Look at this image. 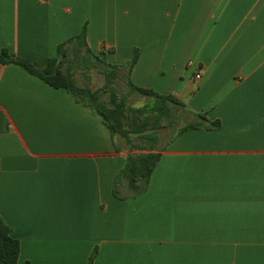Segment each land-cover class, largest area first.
<instances>
[{
    "label": "crops",
    "instance_id": "crops-1",
    "mask_svg": "<svg viewBox=\"0 0 264 264\" xmlns=\"http://www.w3.org/2000/svg\"><path fill=\"white\" fill-rule=\"evenodd\" d=\"M83 27L105 64L137 50L131 83L181 101L184 125L219 126L158 142L133 195L114 179L146 151L0 63V218L16 264H264V0H0V53L39 69Z\"/></svg>",
    "mask_w": 264,
    "mask_h": 264
},
{
    "label": "trees",
    "instance_id": "trees-1",
    "mask_svg": "<svg viewBox=\"0 0 264 264\" xmlns=\"http://www.w3.org/2000/svg\"><path fill=\"white\" fill-rule=\"evenodd\" d=\"M137 57L138 52L135 50L124 65L105 64L88 48L84 27L77 36L59 44L55 55L47 60L42 69L36 68L27 60L9 55L6 50L0 53L1 64L13 63L21 67L49 87L65 90L76 102L98 114L110 134L122 138L129 145V151H146L129 153L123 168L114 179V187L120 181H125L133 195L142 192L147 186L152 169L160 156L159 152H154L155 145L159 142V131L173 123V107L184 108V104L173 96L157 94L131 83L129 74ZM97 67L104 78L101 88L91 90L76 83L74 74L77 68L89 70ZM121 74L126 76L128 92L117 96L115 84ZM130 93L147 97L148 101L140 107H128L126 99ZM104 94H107L106 99L102 97ZM197 117L200 122L182 126L167 143L190 129H211L219 126L217 121L210 122L204 115L198 114ZM18 254L19 243L11 237L9 227L0 218V264H16ZM93 258L94 254L89 257L87 264H92Z\"/></svg>",
    "mask_w": 264,
    "mask_h": 264
},
{
    "label": "rangeland",
    "instance_id": "rangeland-1",
    "mask_svg": "<svg viewBox=\"0 0 264 264\" xmlns=\"http://www.w3.org/2000/svg\"><path fill=\"white\" fill-rule=\"evenodd\" d=\"M75 81L80 86H86L91 90L99 89L102 87L104 83L103 75L100 71V68H93L86 70L84 68H77L74 74ZM116 94L117 96H121L126 94V76L125 74H121L119 78L116 80ZM104 99L107 98V94L102 96ZM148 101L147 97L140 96L136 93H130L126 99V105L128 107H140ZM173 123L170 126H166V128L161 129L159 131V147L163 146L171 136H173L186 122L180 116H176L175 111L173 110ZM119 137L116 136V139ZM121 141H123L121 139ZM124 142V141H123ZM125 143V142H124ZM126 145V143H125Z\"/></svg>",
    "mask_w": 264,
    "mask_h": 264
},
{
    "label": "built area",
    "instance_id": "built-area-1",
    "mask_svg": "<svg viewBox=\"0 0 264 264\" xmlns=\"http://www.w3.org/2000/svg\"><path fill=\"white\" fill-rule=\"evenodd\" d=\"M200 75L198 73H196V75L194 76L195 79H199Z\"/></svg>",
    "mask_w": 264,
    "mask_h": 264
}]
</instances>
